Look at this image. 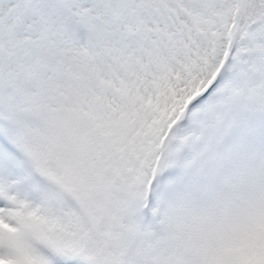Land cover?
<instances>
[{
    "label": "snow or ice",
    "instance_id": "1",
    "mask_svg": "<svg viewBox=\"0 0 264 264\" xmlns=\"http://www.w3.org/2000/svg\"><path fill=\"white\" fill-rule=\"evenodd\" d=\"M0 264H264V0H0Z\"/></svg>",
    "mask_w": 264,
    "mask_h": 264
}]
</instances>
